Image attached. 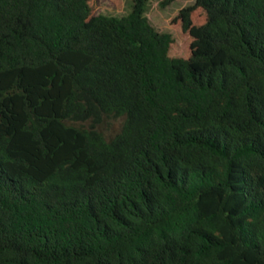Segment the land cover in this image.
Returning a JSON list of instances; mask_svg holds the SVG:
<instances>
[{"label":"trees","instance_id":"16d2710c","mask_svg":"<svg viewBox=\"0 0 264 264\" xmlns=\"http://www.w3.org/2000/svg\"><path fill=\"white\" fill-rule=\"evenodd\" d=\"M150 1L0 0V264H264V0Z\"/></svg>","mask_w":264,"mask_h":264},{"label":"rangeland","instance_id":"374dc122","mask_svg":"<svg viewBox=\"0 0 264 264\" xmlns=\"http://www.w3.org/2000/svg\"><path fill=\"white\" fill-rule=\"evenodd\" d=\"M97 5V13L123 16L129 12L130 0H95ZM166 0H151L146 16L150 23L161 32H168L175 38V44L171 49V54L175 56H183L188 51L189 40L186 35L176 28L173 24V19L179 11L189 5H192L196 0H174L165 2ZM115 129L117 123L115 124Z\"/></svg>","mask_w":264,"mask_h":264}]
</instances>
